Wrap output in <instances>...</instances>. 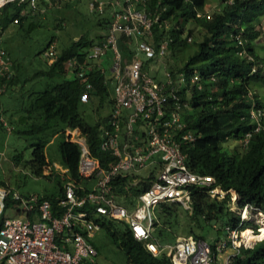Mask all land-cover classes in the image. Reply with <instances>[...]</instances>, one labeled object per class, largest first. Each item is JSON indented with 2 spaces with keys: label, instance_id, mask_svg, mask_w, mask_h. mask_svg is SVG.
Returning a JSON list of instances; mask_svg holds the SVG:
<instances>
[{
  "label": "trees",
  "instance_id": "obj_1",
  "mask_svg": "<svg viewBox=\"0 0 264 264\" xmlns=\"http://www.w3.org/2000/svg\"><path fill=\"white\" fill-rule=\"evenodd\" d=\"M41 2L45 4V0ZM52 2L53 7L59 9L64 2H67L66 8L82 6V0ZM27 4L10 2L0 10V35L14 19L18 18V23L22 24L29 18V14H22ZM135 4L153 18L158 17L153 26V37L149 39L154 47L158 50L163 40L170 39L168 54L175 61L167 66V72L171 80L169 87L176 91L170 105L175 108L177 101L182 103L184 131L196 136L195 141L182 146L187 165L192 172L210 175L216 180L209 187L190 188L189 208L175 202L161 204L156 212L157 223L171 224V219H175L174 223L180 225L178 212L183 211L190 218L187 225L189 235L198 242L207 243L218 264H223L218 259L221 252L217 251L223 243L226 247L222 252L228 248L234 251L231 264H264L263 238L253 247L234 248L230 237L233 230L240 233L251 226L250 221L242 220L241 214L232 210V191L238 194L239 210L248 206L251 211L264 213V57L255 45L264 36L262 24L258 21L264 16V0H138ZM105 7L103 12L88 8V13L99 17L97 25L103 29L104 35L91 37L83 34L78 40L72 37L61 49L57 47L58 55L53 61L44 57L46 68L38 70L36 76L49 80L26 96L24 105L16 113H10L6 118L0 101V130L15 131L33 139L32 158L26 165L34 175L53 177L52 173L45 174L48 164L46 146L52 136L60 138L62 165L67 172L59 175L62 183L57 193L41 196L55 207L63 195V177L67 176V180L77 185L80 195L84 194L81 186L85 190L92 186V180L79 174L81 149L78 143L70 140L69 131L78 127L82 129L91 155L103 166L108 167L114 161L108 152L100 149L106 130L111 128L110 120L115 110L111 95L115 84L111 71L112 52L99 60L88 59V55L95 44L106 38L113 12L128 5L118 7L109 0ZM60 21L58 26L62 27ZM189 22L196 29L185 33V24ZM117 40L125 66V60L134 58L135 39L119 34ZM52 42H56L55 37L46 44L43 54ZM75 57L79 63L92 65L87 73L93 88L86 102L81 100L85 83L77 74L78 68L69 65ZM14 81L9 72L5 78V92L15 84ZM13 160L19 164L22 157L17 154ZM153 167L150 174L139 181L137 174L115 180L120 203L128 208L136 204L139 195L157 179L158 167ZM216 186L227 192L224 198L211 195L210 190ZM0 188L10 190L4 200L5 208L19 206V202L13 199L15 192L5 181L0 182ZM95 219L99 228L126 252V264H173L167 253L154 255L145 241L136 239L127 222L104 215Z\"/></svg>",
  "mask_w": 264,
  "mask_h": 264
},
{
  "label": "built area",
  "instance_id": "obj_2",
  "mask_svg": "<svg viewBox=\"0 0 264 264\" xmlns=\"http://www.w3.org/2000/svg\"><path fill=\"white\" fill-rule=\"evenodd\" d=\"M20 1L27 2L34 12L39 8L37 0H0V10L10 2ZM136 1H117L120 7L124 4L128 7L113 12L106 38L102 43L95 44L88 55V59L99 60L112 52L115 110L110 120L111 128L106 130L100 149L108 152L114 161L108 167L103 166L99 159L91 155L82 132L79 134L75 129L69 131L68 135L81 149L79 174L84 179L92 180L88 190L81 186L84 194H78L77 185L67 180L66 176L63 177V195L56 207L39 195L25 197L15 192L13 199L19 202L17 211L24 213L26 219H2L4 200L10 190L0 188V264H87L97 255L91 239L100 229L95 218L101 215L127 222L136 239L145 241L154 255L167 253L173 264H218L211 247L192 236L179 237L176 244L167 250L151 235L157 218L156 211L161 204L175 202L189 208L190 188L209 187L216 180L210 175L192 172L187 165L182 146L195 141L196 136L184 131L186 124L181 115L182 103L177 101L175 108L170 105L176 91L169 87V73H166L168 80L160 82L143 70L140 57L148 60L164 57L168 54L170 39L163 40L158 50L154 47L149 39L153 37V26L158 17L153 18L145 9H138ZM88 8L103 12L105 2L89 0ZM14 22L18 23V18ZM119 34L135 39L136 44L134 58L125 60V66L118 48ZM57 55V43L52 42L44 57L53 61ZM69 65L78 68L77 74L85 83L81 100L86 102L93 88L87 73L92 65L79 63L76 57L69 61ZM11 71L12 60L0 36V95L6 91L5 78ZM150 165L158 167L157 179L151 187L139 195L132 208L120 203L115 192V180L120 176L138 175ZM45 172H52L49 163L45 166ZM210 193L219 198L227 194L218 186ZM241 211L242 220H245L251 209L246 206ZM231 234L234 235V238L231 237L232 245L237 248L238 233L233 230ZM225 247V243L219 245L218 253ZM231 258L232 254L228 255L225 264H231Z\"/></svg>",
  "mask_w": 264,
  "mask_h": 264
},
{
  "label": "rangeland",
  "instance_id": "obj_3",
  "mask_svg": "<svg viewBox=\"0 0 264 264\" xmlns=\"http://www.w3.org/2000/svg\"><path fill=\"white\" fill-rule=\"evenodd\" d=\"M117 1L118 0H113V4H117V6L120 7ZM88 2L87 0H82V6L78 9L75 6L73 8H66L65 5L67 2H64L60 9L53 7L55 5L52 3V5H47L46 9L42 11L43 5L46 4L42 3L41 0H37V5L39 3L40 6L37 11L34 12L27 7L22 11V14H29V18L26 21L22 24L13 22L1 32L2 45L7 50L12 60L11 76L15 78V84L9 86L7 92L0 96V101L2 103L1 110L4 111L6 118L8 114L16 113L17 110L24 105L26 96L32 94L36 89L42 88L49 80L42 76L37 77L36 73L38 70L46 68L43 50L52 38L55 37L57 47L61 49L70 42L72 37L78 40L83 34H88L91 37L104 35L103 29L97 25L99 17L96 14L88 13ZM214 3L216 4V2ZM58 9L60 12H58ZM60 19L62 20L60 21ZM59 21L62 27L58 26ZM91 21L94 22L92 23ZM258 21H260L262 24L261 28L264 30V16ZM185 29V33H188L190 29L195 31L196 28L189 22L185 24ZM255 45L260 55L264 57V36H262L261 41L257 42ZM140 60L143 62V70L151 78L160 82H166L168 80L166 77L167 66L172 65L175 61L170 57V53L162 60H148L142 56ZM111 95H114L113 89L111 90ZM76 132L80 134L82 129L78 127ZM59 142L60 138L57 135L52 136L50 142L46 146L47 161L52 166L51 173L54 174L53 177L36 176L26 165V162L30 161L32 158L33 139L25 135L17 134L15 131L1 129L0 182L5 181L11 191L18 192L23 196H45L57 193L59 184L62 183V178H60L59 175L63 174L65 169L62 165ZM17 154H20L22 157L19 164H15L13 160L14 156ZM153 168V165L146 167V169L138 174L139 178L137 180L139 181L141 177L148 176ZM45 174L48 175L46 172ZM232 193L233 201L231 208L233 211H237L241 214L242 211L238 208V194L236 191H232ZM224 196L221 195L220 199L224 198ZM18 208L19 206L16 205L4 207L2 219L6 217L26 219L24 213L17 211ZM178 214V220L181 221L182 224L177 225L174 223L175 219H171V224H164V222L157 223L156 218L155 225L151 231L152 238L162 246H166L167 250L176 244L179 237L190 236L187 226L190 218L187 217L183 211H179ZM245 220L251 222V226L247 231L251 230L258 234V232H261L263 226L264 213L261 214L257 211H249ZM237 233L239 237L236 239V246L249 247L242 243L243 232ZM211 236L212 231L210 232V237ZM230 237L234 238V235L231 234ZM206 241L209 242L210 239L207 238ZM258 241H256V243ZM91 243L99 251V255L94 257L92 261L89 260L90 264H126V252L120 249L104 230L99 229L95 231ZM233 253L234 251L228 248L219 254L218 259H220L221 263L225 264L227 256Z\"/></svg>",
  "mask_w": 264,
  "mask_h": 264
},
{
  "label": "bare ground",
  "instance_id": "obj_4",
  "mask_svg": "<svg viewBox=\"0 0 264 264\" xmlns=\"http://www.w3.org/2000/svg\"><path fill=\"white\" fill-rule=\"evenodd\" d=\"M242 234H243L242 235V238H243L242 243L251 247L259 239H261V238L264 239V222H263V226L261 228V232L259 234L249 232V231H247V229L244 230Z\"/></svg>",
  "mask_w": 264,
  "mask_h": 264
},
{
  "label": "crops",
  "instance_id": "obj_5",
  "mask_svg": "<svg viewBox=\"0 0 264 264\" xmlns=\"http://www.w3.org/2000/svg\"><path fill=\"white\" fill-rule=\"evenodd\" d=\"M102 1H103V0H102ZM106 1H109V0H106ZM106 1H104V2H106ZM118 1H119V0H118ZM52 3H53V2H51V0H45V4H46V5H43L44 7H43L42 11H44V10L46 9L47 5H52ZM38 6H39V4H38ZM26 7L29 8V10H30V7H29L28 4H27ZM26 7H25V8H26ZM39 8H40V7H39ZM23 10H24V9H23ZM23 10H22V11H23ZM139 173H140V172H139Z\"/></svg>",
  "mask_w": 264,
  "mask_h": 264
}]
</instances>
